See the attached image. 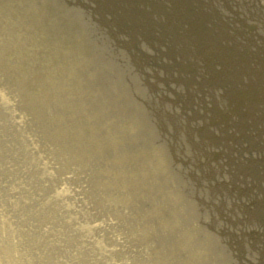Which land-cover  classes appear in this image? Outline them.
<instances>
[{"label":"bare ground","instance_id":"bare-ground-1","mask_svg":"<svg viewBox=\"0 0 264 264\" xmlns=\"http://www.w3.org/2000/svg\"><path fill=\"white\" fill-rule=\"evenodd\" d=\"M87 1L75 0V10L101 34L77 29L78 39L89 40L79 46L73 33L72 40L63 38L64 27L47 37L35 32L32 45L43 41L36 44L39 55L26 48L30 34L25 41L17 34L24 19L0 17V128L14 137L0 140V264H164L182 248L168 250L171 241L187 240V221L173 207L171 183L180 177L166 129L197 130L188 108L181 102L173 117L162 94L180 96L178 86L188 85L183 37L149 16L158 0ZM254 9L247 29L261 36L264 22L257 20L264 12ZM51 37L63 41L53 48ZM258 57L264 75V49ZM206 130L198 129L201 138ZM59 210L65 216L56 219ZM23 215L43 228L28 236ZM148 240L154 248L143 247Z\"/></svg>","mask_w":264,"mask_h":264},{"label":"rangeland","instance_id":"rangeland-1","mask_svg":"<svg viewBox=\"0 0 264 264\" xmlns=\"http://www.w3.org/2000/svg\"><path fill=\"white\" fill-rule=\"evenodd\" d=\"M158 1V10L150 11L149 16L166 32L183 37L186 55L183 76L188 81L187 86L177 88L182 99L171 92H162L167 98L165 109H171V115L177 116L182 102L195 119L197 130L192 136L175 125L170 124L166 129L175 153L172 168L180 177L171 183L177 195L173 207L187 221L183 231L187 240L185 243L178 236L171 241L168 250L178 243L182 248L163 258L164 264H264V132L258 130L264 125V100L260 101L258 95V92L264 95V75L260 71L263 64L258 57V52L264 49V32L260 36L247 29L258 14L254 8L262 6L264 12V0L256 7L249 0ZM74 2L0 0V10L4 5L7 8L0 17L14 22L24 19L25 25L17 34L23 35V41L25 34H30L24 42L26 48L34 46L31 52L39 55L41 49L36 52L39 48L36 44L42 39L32 45L31 38L42 34L47 37L50 29L64 27L63 38L70 40L73 33L79 46L89 40L78 39L77 29L79 35L90 28L92 38L101 34L93 21L89 22L92 27L81 23L83 14L77 13ZM260 17L262 21L257 22H264V15ZM72 28L76 29L72 31ZM63 38L51 37L53 48L56 44L58 47ZM9 41H15L14 37ZM53 48L50 46V51H54ZM143 49L148 51L146 46ZM72 55L76 59L81 57ZM9 59L8 64H14L16 57ZM256 95L259 100L254 99ZM89 99L91 103L94 100ZM200 127L209 130L210 133L206 130V138L200 137ZM11 128L18 130L20 126ZM13 138L0 128V140L12 143ZM196 149L197 156L193 152ZM199 150L204 152L199 155ZM64 213L59 210L54 217L59 219ZM23 216L28 236H34L43 228ZM59 222L56 223L59 227H66L65 222ZM44 224L49 226L50 222ZM62 228L60 230L64 231ZM152 242L146 241L143 247L154 248ZM150 257L161 260L155 253Z\"/></svg>","mask_w":264,"mask_h":264}]
</instances>
